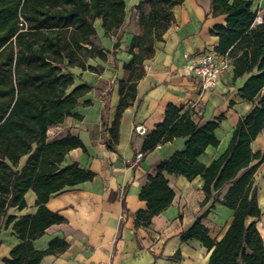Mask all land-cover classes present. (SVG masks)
Listing matches in <instances>:
<instances>
[{
	"label": "trees",
	"instance_id": "trees-1",
	"mask_svg": "<svg viewBox=\"0 0 264 264\" xmlns=\"http://www.w3.org/2000/svg\"><path fill=\"white\" fill-rule=\"evenodd\" d=\"M183 2L141 0L135 6L141 33L132 39L128 52L133 58L124 66L126 80L119 84V105L108 129L110 150L119 142L123 112L135 101L144 62L154 56L155 43L164 40L175 21L173 8ZM211 12L226 16L225 25L211 31L219 38L215 51L231 59L235 79L250 74L239 92L243 100L255 106L238 122L227 150L208 167L198 158L209 146L219 145L215 132L223 118L200 125L184 107H167L164 121L145 137L142 152L150 153L175 138L186 137L187 143L184 151L159 163L156 176L147 178L140 192L147 210L137 213L135 227H149L152 219L172 204L175 192L164 173L188 180L199 176L204 180V204L212 203L181 234V240L196 239L208 248V264H264L261 234L255 222L246 224L248 218L261 217L254 176L264 163V151L254 153L251 144L264 128V15L256 24L258 10L252 0H211ZM125 16L126 0H0V232L12 226L20 240L4 264H39L44 256L69 248L67 242L54 239L47 250L37 251L33 241L49 227L66 222L46 207L50 196L68 186L92 181L95 174L76 163L61 168L71 150L85 151V147L70 134L48 141L47 133L68 117L79 118L72 111L79 105L78 99L91 91L87 85L72 89L74 76L69 69L98 72L87 65V60L107 59V51L97 44L95 21L100 19L109 34L122 27ZM23 158L26 160L21 166ZM29 190L37 196L38 210L17 220L8 212L26 207ZM216 204L233 211V219L218 241L209 236L201 222Z\"/></svg>",
	"mask_w": 264,
	"mask_h": 264
},
{
	"label": "crops",
	"instance_id": "crops-1",
	"mask_svg": "<svg viewBox=\"0 0 264 264\" xmlns=\"http://www.w3.org/2000/svg\"><path fill=\"white\" fill-rule=\"evenodd\" d=\"M141 0H126V16L121 28L106 34L102 21L94 23L97 44L107 51V59L89 58L87 65L98 72L70 68L74 76L72 89L81 85L91 91L78 99L72 111L77 117H68L62 124L49 128L48 141H56L70 134L85 147L71 150L61 168L74 163L82 170L95 174L92 181L68 186L52 194L46 207L61 215L66 222L49 227L33 241L37 251H45L54 239L69 244L64 252L46 255L39 264H208L211 251L200 241L181 240V234L211 206L204 204V180H193L164 173L175 192L172 204L155 216L149 227L136 228V215L147 210L140 199V192L149 176L158 174L161 161L185 149L187 138H175L158 146L150 153H143L145 137L165 119L167 107H184L192 113L197 124L222 117L215 134L220 143L209 146L198 158L208 167L227 150L238 122L248 115L255 103L243 100L240 89L250 74L234 78V67L225 72L212 90L201 93L193 65L206 51H215L219 38L211 33L217 25H225V15L214 16L211 0H184L173 8L175 18L164 35L155 43L154 56L144 62V76L137 82L136 98L123 112L119 126V142L115 150L107 147L108 129L116 117L119 105V84L127 78L124 66L132 60L129 47L134 36L141 33L135 6ZM258 10L256 24L262 22L264 0H252ZM131 9L135 14L128 15ZM129 10V12H128ZM261 19V22H259ZM264 93V90H263ZM90 102V105H85ZM142 127L144 134H137ZM254 153L264 151V128L252 142ZM142 153L141 159L137 155ZM26 158L20 162L22 166ZM260 218H248L247 225L256 223L264 243V163L255 176ZM228 187L221 191V197ZM37 196L29 190L25 194L26 207L11 208L9 214L21 219L34 215ZM233 219V211L216 204L201 220L209 236L220 240ZM20 240L12 226L0 232V264L10 256ZM179 254V258H177Z\"/></svg>",
	"mask_w": 264,
	"mask_h": 264
},
{
	"label": "built area",
	"instance_id": "built-area-1",
	"mask_svg": "<svg viewBox=\"0 0 264 264\" xmlns=\"http://www.w3.org/2000/svg\"><path fill=\"white\" fill-rule=\"evenodd\" d=\"M261 22V19H259ZM232 66V61L227 55H219L216 51H206L196 60L193 72L199 83L201 93H206L217 85L220 77ZM137 134H144L142 127H136ZM143 154L137 155L141 159Z\"/></svg>",
	"mask_w": 264,
	"mask_h": 264
},
{
	"label": "rangeland",
	"instance_id": "rangeland-1",
	"mask_svg": "<svg viewBox=\"0 0 264 264\" xmlns=\"http://www.w3.org/2000/svg\"><path fill=\"white\" fill-rule=\"evenodd\" d=\"M148 11H149V9L146 8V9H145V12H148ZM128 12H129V10H128ZM131 14H132V15L135 14L134 9H131V11L129 12L128 15L130 16Z\"/></svg>",
	"mask_w": 264,
	"mask_h": 264
}]
</instances>
